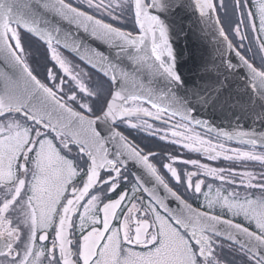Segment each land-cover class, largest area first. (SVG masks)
Here are the masks:
<instances>
[{
	"label": "snow or ice",
	"instance_id": "obj_1",
	"mask_svg": "<svg viewBox=\"0 0 264 264\" xmlns=\"http://www.w3.org/2000/svg\"><path fill=\"white\" fill-rule=\"evenodd\" d=\"M189 9L220 58L205 62L191 88L168 22ZM24 35L45 47L53 65L43 80ZM262 36L264 0L251 8L234 0L231 15L225 0H0V264H236V257L264 264V170L175 155L165 162L121 130L146 131L209 161L264 166V131H228L197 118L201 108L219 107L264 120ZM61 50L98 78L74 71ZM237 70L242 89L228 80ZM177 163L244 195L218 190L194 207L187 194H200L204 181L193 185L198 173L182 175ZM217 206L231 218L214 214ZM241 216L247 226L234 222ZM225 242L232 259L223 255Z\"/></svg>",
	"mask_w": 264,
	"mask_h": 264
},
{
	"label": "water",
	"instance_id": "obj_2",
	"mask_svg": "<svg viewBox=\"0 0 264 264\" xmlns=\"http://www.w3.org/2000/svg\"><path fill=\"white\" fill-rule=\"evenodd\" d=\"M168 22L171 25L170 39L176 55L178 70L187 81V87L191 88L193 83H199L201 76L204 75L205 62H208L209 67H211L212 60H215L217 65L220 64L219 53L216 51L217 45L211 35H205L201 31L203 26L198 22L196 16L190 15V9L172 14ZM70 54L77 58L74 54ZM224 54L225 56L229 55L226 50ZM231 58L233 63H238V58L234 53L231 54ZM241 75L243 72L237 70L236 75L228 76L233 89L243 88V85L238 83ZM197 118L209 120L214 126L228 131L237 125L244 130L254 128L257 131H264V120L257 119L252 114L240 109L201 108ZM199 129L203 130V128Z\"/></svg>",
	"mask_w": 264,
	"mask_h": 264
},
{
	"label": "flooded vegetation",
	"instance_id": "obj_3",
	"mask_svg": "<svg viewBox=\"0 0 264 264\" xmlns=\"http://www.w3.org/2000/svg\"><path fill=\"white\" fill-rule=\"evenodd\" d=\"M214 2L219 4L220 0H214ZM252 2H253V0H248L250 8L252 6ZM225 3L228 7L229 15H231L234 0H225ZM252 10H253V12L255 11L254 8H252ZM221 19L222 20L224 19V16L222 14V10H221ZM256 25H257V29H258L259 28L258 19L256 21ZM127 27L129 29H131V27H132L131 23H129L127 25ZM233 27H235V25H233ZM242 31H245V34H250L249 30H243L242 29ZM250 35L254 36L255 34H250ZM261 39H264V36H262ZM255 50L256 49L253 46V51H255ZM249 55H251V53H249ZM68 63L70 65L71 62H68ZM72 65H74V64H72ZM52 67H53L52 63H51V66L47 67L45 70L41 69L38 66V69L41 71V73L36 70L37 66L34 67V69L36 70V73H38L39 78H41L43 80L47 74L48 68H52ZM55 70L56 69L53 68L54 72H55ZM61 72H62V70H61ZM97 78H98V75L91 76V79L93 81H95ZM133 122H137V121L134 119ZM149 122H152V121H149ZM155 127H162V125L159 123H156ZM121 130L124 131L126 135H129L130 139H134V141L136 143L140 144L141 147H144L145 145H147L148 148H151L153 151L157 152L159 154L157 156V159H165V162H167L166 157L175 155L179 158V160L195 159V160H199L201 163L209 164L212 167L232 168L236 171L251 170V171L259 172L261 170H264V166H261L257 162H251V161H248V162H235V161H227V160L209 161L202 154L195 153V152H189L188 150L183 149L182 147H180L178 145H175L172 143H165L164 141H160L157 137L149 135L146 131H141L139 129H126V128H124V126H121ZM194 131L200 132L201 135H205L204 131L200 130L199 128H196ZM227 146L228 147H243L245 150H248V147L243 146V145H237L233 142H228ZM260 150L261 149H257V151H260ZM153 162L155 163V161H153ZM173 166L177 167L178 171L182 175L185 172L198 173V175L193 177V185L195 184L196 179H201L204 181V183L202 184V191L200 194H193L192 192H189L187 194V198L189 199V203H192L194 207L200 206L201 202H203L205 200V194H207L208 198L211 199V198H214L216 196L218 190H219V193L221 196H228L229 193L232 191H239L241 193V196L244 195L245 190L243 188H236L235 186L227 184V183L221 184V182L218 180L200 175L199 174L200 170L197 169L196 167L190 165V164L186 165L183 163H177V164H174ZM172 183L175 184V181H172ZM209 185H211V188L209 187ZM185 186H178L181 192L184 191ZM92 194H96V193L93 192ZM257 194L258 193H255L253 195V198H255V195H257ZM111 198H115V197H111ZM81 210H83V209L81 208ZM214 214L221 215L225 219L231 218L230 215L227 213V209H221L219 206H217L215 208ZM77 219H79V217H77ZM101 219H102V216H101ZM234 222H236V223L244 222L245 226H247V223L243 220L242 216L236 217ZM100 226H102V225H100ZM75 236L78 238L79 233L76 232ZM136 250L139 251V250H143V249L137 248ZM223 255L227 259L233 258L231 256V254L229 253V250L227 248V242H225V248L223 250ZM236 264H240V258L239 257H236Z\"/></svg>",
	"mask_w": 264,
	"mask_h": 264
},
{
	"label": "rangeland",
	"instance_id": "obj_4",
	"mask_svg": "<svg viewBox=\"0 0 264 264\" xmlns=\"http://www.w3.org/2000/svg\"><path fill=\"white\" fill-rule=\"evenodd\" d=\"M31 47V46H30ZM32 52L34 53V54H38V51H36L35 49H32ZM70 66L73 68V70L74 71H80V72H83L82 70H79L78 69V66L76 67V66H74V65H72L71 63H70ZM57 69V68H56ZM60 73V71H59V69H57V74H59ZM83 79H85V82L87 83L88 82V78L87 77H82Z\"/></svg>",
	"mask_w": 264,
	"mask_h": 264
},
{
	"label": "trees",
	"instance_id": "obj_5",
	"mask_svg": "<svg viewBox=\"0 0 264 264\" xmlns=\"http://www.w3.org/2000/svg\"><path fill=\"white\" fill-rule=\"evenodd\" d=\"M42 59H43V58H41L40 60H42ZM40 62H41V61H40ZM40 62H39V63H40Z\"/></svg>",
	"mask_w": 264,
	"mask_h": 264
}]
</instances>
